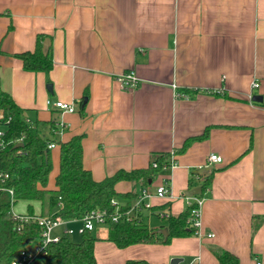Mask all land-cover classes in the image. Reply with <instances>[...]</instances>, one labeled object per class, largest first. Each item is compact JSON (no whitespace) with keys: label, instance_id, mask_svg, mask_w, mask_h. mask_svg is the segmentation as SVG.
<instances>
[{"label":"crops","instance_id":"crops-1","mask_svg":"<svg viewBox=\"0 0 264 264\" xmlns=\"http://www.w3.org/2000/svg\"><path fill=\"white\" fill-rule=\"evenodd\" d=\"M39 36L51 40L50 72L26 71L17 57L34 52ZM131 72L140 80L134 90L119 82ZM0 87L56 144L49 190L60 170L58 143L75 137L83 138V165L96 182L175 155L177 166L148 184L115 186L121 195L152 194L138 215L155 232L210 179L195 196L203 200L199 236L120 249L107 240V226L97 227V264H219L218 251L264 264V0H0ZM52 124L64 128L54 134ZM213 153L223 163L207 167ZM166 182L170 193L158 197ZM26 203L13 213L32 205L37 216L49 215ZM81 227L80 220L66 225L82 240Z\"/></svg>","mask_w":264,"mask_h":264},{"label":"trees","instance_id":"trees-1","mask_svg":"<svg viewBox=\"0 0 264 264\" xmlns=\"http://www.w3.org/2000/svg\"><path fill=\"white\" fill-rule=\"evenodd\" d=\"M45 36H39L34 52L17 55L23 62L24 70L30 72H50L53 69L51 47L48 55L42 52ZM0 111L12 117V122L6 131L7 142H12L0 152V172L7 173L10 179L0 182V264H11L27 243L37 238L40 229L35 223L22 225L13 216V207L20 201L40 203L42 212L54 214L66 221L81 220L93 211H106L109 216L115 214L112 201L127 199L128 203L121 206L122 212L131 210L138 202L140 194H118L115 186L122 181L143 182L148 184L166 165L170 154H163L154 160L146 169L132 172L120 171L102 182H96L92 173L83 165V138L75 137L67 143H58L61 149L60 170L56 178V190H49V180L53 171L51 151L48 149L54 143L42 131L39 122H31L11 96L0 87ZM52 133L58 128L51 126ZM205 137V135L203 136ZM22 140V143H18ZM189 142L186 144L188 145ZM22 144V147L18 145ZM21 152V153H19ZM210 179L203 181L202 192L209 186ZM5 189L14 191V202L11 201ZM196 205L188 207L178 216H168L165 227L169 237L165 241L145 223L143 216L138 215L133 222L125 219L119 223L109 221L107 240L120 249L137 244H151L163 241L168 244L173 238H183L195 235V229L190 225L192 211ZM168 205L162 208L165 212ZM29 216H35L34 207L29 205ZM99 239L86 232L82 240L75 243L70 236H65L60 243L49 247L45 264H97L95 244ZM219 264H241L239 258L227 251L216 253ZM127 264H151L143 260H130Z\"/></svg>","mask_w":264,"mask_h":264},{"label":"built area","instance_id":"built-area-1","mask_svg":"<svg viewBox=\"0 0 264 264\" xmlns=\"http://www.w3.org/2000/svg\"><path fill=\"white\" fill-rule=\"evenodd\" d=\"M119 82L121 83L123 88L129 90L137 89L140 85V80L132 72L126 73L121 76ZM259 87L260 83L258 81H255L253 83V89H258ZM52 105L61 112L74 113L77 111L74 104L54 102L52 103ZM11 122L12 117L0 111V152L5 150L12 143L5 140L6 131ZM57 128L61 130L64 127L63 125H58ZM18 143H22V140H18ZM55 147L56 144L51 143L48 149L51 151ZM167 163L168 165L165 166V170H171L177 166V161L174 154L170 155ZM222 163V156L213 153L208 157L207 167ZM153 167L157 168L158 164L156 162H153ZM202 168L203 167L199 168L198 170L200 171L202 170ZM198 170L193 171V177L199 178ZM9 179V174L0 172V182L4 183ZM5 191L9 194L11 201L14 202V191L11 189H5ZM169 193L170 187L168 182L164 183V185H161L156 189V195L158 197L163 198ZM151 196L152 194L148 190H143L136 205L126 213L122 212V207L118 203V201H112V205L116 209L113 216H109L106 211H93L80 220L82 222V227L77 231V233L82 236L86 232H93L99 226H107L109 221H111L112 223H119L121 220L125 219L127 222H133L139 213H141L145 209L150 208V205L146 203V200ZM187 202L188 207H192L193 205L197 206L192 211V217L189 223L195 229V235L199 236L201 229V208L203 205V200L199 197H194L187 198ZM13 216L22 225L35 223L40 229V234L37 238L27 243L26 247L19 252L16 258L11 262V264H45L49 247L54 244L60 243L63 237H71L76 233L74 229L66 228V225L69 221L62 219L61 217H56L54 216V214L48 216H29L27 214L17 215L13 213ZM59 230H62V233L58 234L57 231ZM212 236L213 235H211L210 237Z\"/></svg>","mask_w":264,"mask_h":264},{"label":"water","instance_id":"water-1","mask_svg":"<svg viewBox=\"0 0 264 264\" xmlns=\"http://www.w3.org/2000/svg\"><path fill=\"white\" fill-rule=\"evenodd\" d=\"M50 47H51V40L50 39H45L44 41V44H43V49H42V52L43 54L46 56L48 55L49 53V50H50ZM49 91H52V86L49 85L48 87ZM254 101L256 102H261L262 101V98L260 96H256L253 98ZM18 147H22V144L18 145ZM202 194V189L201 188H196L190 192L187 193V196L189 197H195V196H198V195H201ZM59 211L58 208H56L54 211H53V214H56L57 212ZM157 234L163 236L164 240L166 241L169 237V232H168V229L167 228H163V229H159L158 231H156ZM183 261L181 259H173L171 261L170 264H180L182 263ZM36 264H39V263H36Z\"/></svg>","mask_w":264,"mask_h":264},{"label":"rangeland","instance_id":"rangeland-1","mask_svg":"<svg viewBox=\"0 0 264 264\" xmlns=\"http://www.w3.org/2000/svg\"><path fill=\"white\" fill-rule=\"evenodd\" d=\"M27 203L26 202H24V201H20L17 205H16V207H14L15 208V211H17V212H19V213H23L24 211H25V205H26ZM154 220V221H153ZM153 222H155V219L153 218ZM99 229H106V226H99L98 227V230ZM95 235H96V233H95ZM71 240L73 241V242H75V243H78V242H80V240H81V237L80 236H72V238H71Z\"/></svg>","mask_w":264,"mask_h":264}]
</instances>
